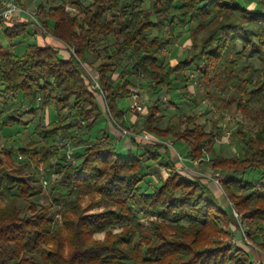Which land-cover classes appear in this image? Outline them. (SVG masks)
Wrapping results in <instances>:
<instances>
[{
	"label": "trees",
	"instance_id": "1",
	"mask_svg": "<svg viewBox=\"0 0 264 264\" xmlns=\"http://www.w3.org/2000/svg\"><path fill=\"white\" fill-rule=\"evenodd\" d=\"M46 1L36 7V22L0 17V104L6 112L0 130L25 126L24 116L34 120L46 109L55 116L45 124L33 123L37 139L18 145L7 137L0 148V199L5 201L0 204V264H254L244 247L232 250L226 240L234 207L246 224V238L264 252V239L253 242L264 232V5L249 8L243 0ZM34 26L61 42L69 57L58 46L30 42ZM164 26L167 33L150 37ZM182 38L190 41V58L160 64L161 51ZM126 56L132 59L130 69L123 78L113 77ZM249 59L261 65L242 64ZM94 60L104 109L83 66ZM188 68L197 69L201 100L210 109L240 116L233 138L242 144V156L216 152L222 127L215 119L205 131L197 123L200 114L174 113L160 127L159 99L147 106L141 131L185 141L192 159L212 156L213 169L230 172L222 187L231 206H222L204 179L177 169L166 146L130 137L131 146L123 149L104 130L100 136L92 133L103 113L124 124L127 109L119 108L117 100L132 96L140 83L147 81L151 93L158 94L171 86L174 74ZM6 97L19 99L27 110L16 114L19 106L6 105ZM69 148L75 149L72 163L66 157ZM151 165L168 174L147 189ZM38 167L55 176L46 205L36 202L44 185L35 175L26 178ZM254 173L260 182L248 178ZM52 211L60 218H52ZM115 226L121 232L112 234ZM101 231L105 238L94 240Z\"/></svg>",
	"mask_w": 264,
	"mask_h": 264
},
{
	"label": "rangeland",
	"instance_id": "2",
	"mask_svg": "<svg viewBox=\"0 0 264 264\" xmlns=\"http://www.w3.org/2000/svg\"><path fill=\"white\" fill-rule=\"evenodd\" d=\"M9 0H0V11L2 10L3 6L8 2ZM66 1V0H61ZM90 0H84V3L87 4ZM244 3L247 4L249 8L258 7L261 5H264V0H243ZM42 3H48L46 0H14V4L17 8L16 14H24L26 17L30 18L31 20L36 22L35 19V12L37 5ZM147 4L145 3V7ZM72 14L76 13V10L68 8ZM181 28V25L177 28L179 30ZM168 28L167 26H164L163 30L161 32L157 30H153L150 37L153 34H164L167 33ZM50 36H43L40 33V30L37 27H32V35L29 38L30 42H38L39 44H49L51 42L50 39H48ZM49 41H47V39ZM0 42L4 43L0 31ZM23 49V45H21ZM62 47V45H61ZM65 48V47H62ZM190 49V41L187 38H182L177 46L172 47H166L161 51L160 55V64L164 65L165 67L169 65H173L178 61L189 59L190 56L188 54V51ZM18 50V49H17ZM91 59V58H90ZM251 62L255 66H260L261 64L254 59L249 60H243L242 64L245 62ZM98 60H94V62L91 65L84 64V69L87 73V75L91 78V80H97V68ZM132 64V59L130 57H125V59L121 62L119 70H116V72L113 74V77H124L126 75V72L130 69V66ZM120 73V74H119ZM197 69L188 68L185 71L181 73H176L173 75V81L169 88L162 89L159 91L158 94H152V88L148 84L147 81H144L138 85L136 88L135 93L138 94L140 99V109L139 110H132L130 108V104L133 101L132 96L128 98H121L117 100V105L119 108L127 109L128 111L132 112V114L135 117V123H127L124 122L123 125H120L117 121H115L112 118H107V115L103 113L101 117L96 121V123L93 125L92 133L93 136H100L103 132V130L110 135H112L111 132H113L116 136L115 138L112 135V138H114L115 142H122L123 140L127 139V141L130 143V135L123 134L122 130L126 129L132 132L133 134H141V133H147L151 137H154L157 142L162 144L163 146H166L164 143L171 144L172 147H168V150L170 151V155L172 159H175L176 161V167L177 169L186 171L187 174H193L198 177H201L204 179L205 183L209 185L216 194H218L219 199L221 201L222 206H231L232 204L227 199L223 187L222 182L223 179L226 178V175L230 172L228 170H219V169H213L211 167V159L212 156H206L204 159L198 158V159H192L188 155V146L185 141L182 140H175L173 137H166L161 138L157 136L156 134L152 132H148L146 130H142V121L144 113L146 112L147 106L150 105L155 99L160 100V114L164 116V119L159 123L160 127H163L165 125L166 119L171 114H200L199 119L197 120V123H200L203 125V128L205 131H208L211 127V120H217L218 124L222 127V132L219 136L215 139V150L216 152L221 153L222 155L226 157L231 156H242V144H240L238 141H236L233 138V130L236 126L237 121L240 119L239 115H232L230 113H224L219 114L213 109H210L204 101L201 100V91L202 88L198 83L197 80ZM98 82V81H97ZM96 97L99 102V106L104 109L103 104V93L96 94ZM2 101V100H1ZM0 101V102H1ZM3 101H5L6 105H8L10 102H12L16 107V114L21 113L23 110H27V107L25 105L20 104L21 101L17 98H4ZM173 102L174 107H168V103ZM19 105H18V104ZM203 112L205 114H203ZM6 114L4 108L0 104V117H4ZM55 116L53 115L52 111L50 109L44 110L42 114H39V116L35 117L34 120L31 119L30 116L26 115L24 116V119L26 120L27 124L22 127H13L10 128H4L0 130V148L5 143V138L11 137L14 139L15 143L18 145L26 144L30 140L37 139L33 134L31 133L32 125L33 123L39 121L41 123H47ZM3 119V118H2ZM111 131V132H110ZM78 137V134L70 138L72 141V144L76 142V138ZM136 140L140 141V139L135 138ZM65 141H68L69 139H64ZM61 140V141H64ZM69 140V141H70ZM143 141V140H141ZM127 142V143H128ZM147 142V141H144ZM63 142H58L57 145L62 146ZM68 145V144H67ZM66 145V146H67ZM71 146V145H70ZM68 145V147H70ZM120 148V147H119ZM122 148V145H121ZM71 153L75 151V149H70ZM179 153L183 158L182 164L178 158L176 157V153ZM15 160H24L22 157L15 156ZM36 166L33 165V168ZM36 171V172H35ZM28 174L26 175V178L32 179L33 175L35 179H38L39 182H41L44 185V193L42 196L36 198V202L39 205H46L49 203L48 198V184L53 182L55 180L54 175H47L40 167L36 168L31 171H27ZM149 174L147 175L146 179V185L147 189H152L153 186L158 184L165 176H167V171L163 168L157 167L155 165H151L148 170ZM215 177H219L221 182L220 184L214 182L212 179ZM248 178H254V179H260L259 173H254L251 175H248ZM260 182V180L258 181ZM5 201L0 199V204L4 205ZM87 203V198L84 199L83 204ZM132 210L134 211L135 215L142 219V222L144 225L147 224V219L145 216L139 213L137 209L132 205ZM235 210L234 207L231 209ZM237 212V211H235ZM239 216V221L237 222L231 213V218L233 220V224L229 228L231 231V237L226 240V242L232 246V250H234L235 247H244L250 254V258L253 261L254 264H264V252L259 249L256 245H254L250 240H248L245 236V230H246V224L240 214L237 212ZM51 217L54 219H59V215L56 214L54 211L51 212ZM152 218H155L154 216H151ZM184 224H187V221L184 222ZM112 234H117L121 232L120 226H115L109 230ZM106 231L96 232L93 234L94 240L102 241L105 238ZM264 239V232L261 235H256L253 237V242L258 243L261 242Z\"/></svg>",
	"mask_w": 264,
	"mask_h": 264
},
{
	"label": "built area",
	"instance_id": "3",
	"mask_svg": "<svg viewBox=\"0 0 264 264\" xmlns=\"http://www.w3.org/2000/svg\"><path fill=\"white\" fill-rule=\"evenodd\" d=\"M13 2H14V0H9L8 2H6V4L3 6L2 10L0 11V17H2L3 19H9L10 17L14 16V14L17 11V8ZM90 87H91V89L99 91L101 93V90H100V87H99L97 80H91ZM132 98H133V101L130 104V108L132 110H139L140 109V99H139L138 94L134 93L132 95ZM122 132H123V134L130 135L133 138L138 137V139L143 140V141L157 142V140L154 137H151L147 133H141V134H135L134 133L133 134L132 132H130L129 130H126V129L122 130ZM164 144L168 147H172L171 144H169V143H164ZM66 157L71 163L74 162V158H73V155L70 151V148L67 149V151H66ZM176 157L178 158V160L182 164H184L183 163L184 160L178 152L176 153ZM212 180L218 184L221 183V182H219L220 181L219 177H215ZM232 214H233L235 220L238 222L239 216H238L237 212H235V210H232Z\"/></svg>",
	"mask_w": 264,
	"mask_h": 264
},
{
	"label": "crops",
	"instance_id": "4",
	"mask_svg": "<svg viewBox=\"0 0 264 264\" xmlns=\"http://www.w3.org/2000/svg\"><path fill=\"white\" fill-rule=\"evenodd\" d=\"M25 15L24 14H16L14 17H18V18H20V17H24ZM26 17V16H25ZM47 39V38H46ZM48 39H50L51 40V42L49 43V44H51V45H55V46H58V47H60V53H61V55L64 57V58H68L69 57V53H68V51L65 49V48H62L63 47V44L61 43V42H59L58 40H56L54 37H48ZM47 39V41H49ZM61 45H62V47H61ZM143 116V115H142ZM124 122H127V123H131V124H133V123H135V117H134V115L132 114V112H130V111H128L127 110V112H126V114H125V121ZM111 132V131H110ZM112 133V135H113V137L115 138V134L113 133V132H111ZM111 135V136H112ZM127 141V139H125V140H123L122 142H118V144L119 145H122V148L123 149H126V148H128V147H130V143Z\"/></svg>",
	"mask_w": 264,
	"mask_h": 264
}]
</instances>
